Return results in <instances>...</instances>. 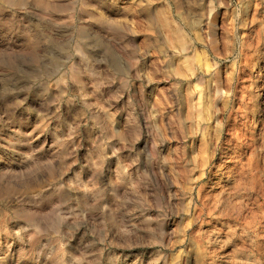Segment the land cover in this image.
Segmentation results:
<instances>
[{
  "label": "rangeland",
  "instance_id": "1",
  "mask_svg": "<svg viewBox=\"0 0 264 264\" xmlns=\"http://www.w3.org/2000/svg\"><path fill=\"white\" fill-rule=\"evenodd\" d=\"M0 264H264V0H0Z\"/></svg>",
  "mask_w": 264,
  "mask_h": 264
}]
</instances>
